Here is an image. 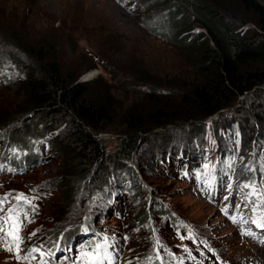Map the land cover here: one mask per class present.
Segmentation results:
<instances>
[{
	"label": "rangeland",
	"instance_id": "1",
	"mask_svg": "<svg viewBox=\"0 0 264 264\" xmlns=\"http://www.w3.org/2000/svg\"><path fill=\"white\" fill-rule=\"evenodd\" d=\"M157 12L151 0H0V264H264V87L198 122L203 131L168 123L101 165L69 152L67 117L24 102L27 44L55 36L62 66L111 92L94 133L116 150L147 81L168 92L198 78L151 33ZM31 120L42 139L12 148V131Z\"/></svg>",
	"mask_w": 264,
	"mask_h": 264
},
{
	"label": "trees",
	"instance_id": "2",
	"mask_svg": "<svg viewBox=\"0 0 264 264\" xmlns=\"http://www.w3.org/2000/svg\"><path fill=\"white\" fill-rule=\"evenodd\" d=\"M150 1V0H148ZM158 6L151 33L167 45L179 48L198 74L196 82L184 81L168 92L147 81L142 104H134L124 116V134L117 149L105 153L95 136L111 116L110 91L94 78L79 80L55 56V36L44 43L27 44L32 61L22 83L25 104L37 114L61 113L71 122L70 153L91 164L129 158L156 129L168 123L190 122L223 114L236 103L264 87V0H151ZM201 28L203 31L193 32ZM93 66H88L89 69ZM43 137L32 120L13 130L12 148L32 149ZM70 145V144H69ZM66 140L61 148L67 151ZM203 161L202 155L196 156ZM13 157L10 158L11 163ZM68 176L73 169L68 168ZM218 172V171H216Z\"/></svg>",
	"mask_w": 264,
	"mask_h": 264
},
{
	"label": "bare ground",
	"instance_id": "3",
	"mask_svg": "<svg viewBox=\"0 0 264 264\" xmlns=\"http://www.w3.org/2000/svg\"><path fill=\"white\" fill-rule=\"evenodd\" d=\"M93 75H94V73H89L88 75H86V78H89V77H91Z\"/></svg>",
	"mask_w": 264,
	"mask_h": 264
},
{
	"label": "snow or ice",
	"instance_id": "4",
	"mask_svg": "<svg viewBox=\"0 0 264 264\" xmlns=\"http://www.w3.org/2000/svg\"><path fill=\"white\" fill-rule=\"evenodd\" d=\"M22 198V197H21ZM17 241H18V239H19V237L17 236V237H14Z\"/></svg>",
	"mask_w": 264,
	"mask_h": 264
},
{
	"label": "water",
	"instance_id": "5",
	"mask_svg": "<svg viewBox=\"0 0 264 264\" xmlns=\"http://www.w3.org/2000/svg\"><path fill=\"white\" fill-rule=\"evenodd\" d=\"M87 80V79H86Z\"/></svg>",
	"mask_w": 264,
	"mask_h": 264
}]
</instances>
